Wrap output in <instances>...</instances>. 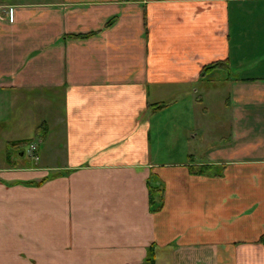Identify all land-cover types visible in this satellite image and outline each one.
Returning a JSON list of instances; mask_svg holds the SVG:
<instances>
[{
	"label": "crops",
	"instance_id": "crops-1",
	"mask_svg": "<svg viewBox=\"0 0 264 264\" xmlns=\"http://www.w3.org/2000/svg\"><path fill=\"white\" fill-rule=\"evenodd\" d=\"M152 249L264 264V0H0V264Z\"/></svg>",
	"mask_w": 264,
	"mask_h": 264
},
{
	"label": "rangeland",
	"instance_id": "rangeland-1",
	"mask_svg": "<svg viewBox=\"0 0 264 264\" xmlns=\"http://www.w3.org/2000/svg\"><path fill=\"white\" fill-rule=\"evenodd\" d=\"M228 70L227 69H221L220 71H216V72H213V73H211V74H209L208 75V78H210V79H219L220 78V80H222V79H224V78H226L228 75ZM235 74H236V72H235ZM240 74V73H239ZM239 74H237V76L239 75ZM220 83V84H219ZM207 84H209V83H207ZM218 85H221L220 87H221V89H215L213 92H209V95H208V93L206 92V91H201L200 92V95L202 96H207L208 95V97H210L212 100L213 99H221L222 98V101H225L226 100V98H228V91L226 90V88L224 87V86H222V85H224L223 83H222V81H220V82H218ZM220 93V94H219ZM54 107H55V109H56V111L58 112V113H60L61 112V110H62V101L60 100V99H57L56 101H55V105H54ZM211 109H212V106L210 107ZM217 108V107H216ZM45 113H43L41 116H43ZM37 118H39V115L38 116H36V119ZM224 121H226V123H227V119H223ZM8 125H9V123H8ZM8 125L6 126V127H8ZM25 128L26 127H24L22 130H19V131H16V132H14L15 134H23V130H25ZM225 132H228V131H224V130H222V136H223V133H225ZM37 139V137H36V135H35V133L31 136V137H28V139H27V141H26V143H23V144H20L19 146H20V152H22L23 150H25V158L28 160V161H30V162H34V160H32L31 159V157H29V154H28V150H29V146L31 145V144H35V143H37L38 144V141L36 140ZM200 139L201 138H199V141H200ZM30 140H34V142H30ZM163 141H166V142H171L172 140H171V138L169 137H165V138H163ZM30 142V143H29ZM196 146H195V149H194V153H193V156L191 157L193 160H195V161H199V160H201L202 159V156H203V153H202V146L201 145H203L204 146V143H202L201 145H198L197 144V142H196V144H195ZM43 147H45V146H43ZM17 148V147H16ZM167 154L164 152V157L166 156Z\"/></svg>",
	"mask_w": 264,
	"mask_h": 264
},
{
	"label": "trees",
	"instance_id": "trees-1",
	"mask_svg": "<svg viewBox=\"0 0 264 264\" xmlns=\"http://www.w3.org/2000/svg\"><path fill=\"white\" fill-rule=\"evenodd\" d=\"M90 36H93V33L92 34H87V35H85V36H81V35H79V36H77V37H79V38H89ZM218 66V64H215V65H212V66H210V67H207V68H204V71L202 72V76L204 75H206V74H208V72L210 71V70H212V69H214V68H216ZM158 194L159 193V188L157 187V188H155V187H153L152 188V197L155 195V194ZM153 199V198H152ZM147 261H148V263L149 264H156V259H155V250H150V253L148 254V259H147Z\"/></svg>",
	"mask_w": 264,
	"mask_h": 264
},
{
	"label": "built area",
	"instance_id": "built-area-1",
	"mask_svg": "<svg viewBox=\"0 0 264 264\" xmlns=\"http://www.w3.org/2000/svg\"><path fill=\"white\" fill-rule=\"evenodd\" d=\"M28 154L29 157H31V159L34 160L35 162L40 161L39 146L37 143L31 144L29 146Z\"/></svg>",
	"mask_w": 264,
	"mask_h": 264
}]
</instances>
